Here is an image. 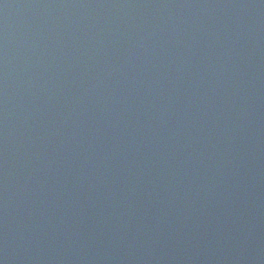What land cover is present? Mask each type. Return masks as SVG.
Returning a JSON list of instances; mask_svg holds the SVG:
<instances>
[{
    "label": "water",
    "instance_id": "95a60500",
    "mask_svg": "<svg viewBox=\"0 0 264 264\" xmlns=\"http://www.w3.org/2000/svg\"><path fill=\"white\" fill-rule=\"evenodd\" d=\"M0 264H264V0H0Z\"/></svg>",
    "mask_w": 264,
    "mask_h": 264
}]
</instances>
